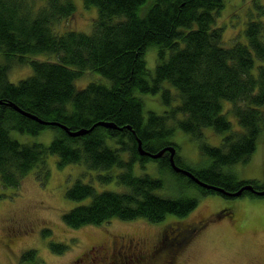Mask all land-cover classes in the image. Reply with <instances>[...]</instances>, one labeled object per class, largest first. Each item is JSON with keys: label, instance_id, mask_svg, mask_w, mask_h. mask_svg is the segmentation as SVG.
I'll use <instances>...</instances> for the list:
<instances>
[{"label": "trees", "instance_id": "obj_1", "mask_svg": "<svg viewBox=\"0 0 264 264\" xmlns=\"http://www.w3.org/2000/svg\"><path fill=\"white\" fill-rule=\"evenodd\" d=\"M82 1L87 7H97L91 32L60 28L61 21L71 18L76 10L71 0H0V52L5 54L0 63L2 185L18 190L23 177L36 166L46 179L45 157L53 154L58 167L84 163L98 172L100 182L116 179L124 186L123 190L99 191L81 179L74 181L66 188L65 197L88 200L62 213L61 221L70 228L112 218L126 221L142 217L158 222L169 213L186 216L198 205V199L191 194L158 193L166 189L167 173L203 195L228 196L175 172L167 151L155 159L141 155L137 150L139 138L143 149L150 153L173 145L176 164L205 183L229 192L246 183L263 189L264 182L239 180L233 172L223 171L225 166L247 162L264 131V66L256 64L264 60L262 20L248 19L243 28L244 40L224 46L222 28L215 22L223 0ZM150 47L156 48L154 69L146 66L144 57ZM43 53L55 57H36ZM26 63L32 74L10 82L12 65ZM87 70L99 73L110 84L90 81L76 87L77 78ZM164 82L176 89L180 101L170 108L169 115L145 110L140 98L145 93H160L165 103H171L172 92L163 87ZM227 100L241 131H233L231 120L223 113V101ZM12 104L45 121L59 122L71 131H87L70 135L60 125L41 124L21 114ZM176 113L183 117L175 118ZM169 117L175 124H166ZM100 120L114 122L117 127L99 125ZM207 126L217 133L227 132L219 145H199L209 164L199 168L183 164L177 143L169 137L175 128L196 135ZM47 127L55 129L48 146L22 143L11 134L18 130L37 135ZM147 161H156L163 175L133 172L135 163L143 166ZM114 168L120 171L114 173ZM243 193L258 196L247 190ZM50 247L60 253L68 246L52 242ZM21 255L33 262L37 258L34 249Z\"/></svg>", "mask_w": 264, "mask_h": 264}, {"label": "rangeland", "instance_id": "obj_2", "mask_svg": "<svg viewBox=\"0 0 264 264\" xmlns=\"http://www.w3.org/2000/svg\"><path fill=\"white\" fill-rule=\"evenodd\" d=\"M71 1L76 7L74 15L61 21L60 28L91 32L97 7H87L83 5L82 0ZM262 7L264 8V0H223V6L215 17L216 26L222 28L223 45L230 46L236 41L244 40L243 28L248 19H259L264 23ZM36 57L44 60L54 59L55 56L43 53ZM144 57L146 66L154 69L156 48L150 47ZM4 59L5 54L1 51L0 63ZM256 62L257 65L264 66V60ZM31 74L32 70L28 63L13 64L8 72V78L13 83ZM90 81L110 84V80H106L99 73L87 70L77 78L75 85L78 88L84 87ZM163 87L171 89L173 98L171 103H165L160 98V93H145L140 95L144 100L145 110H155L162 115H169L170 108L180 101L176 89L168 82H164ZM223 107V113L231 120L232 130L241 131L242 128L238 125L228 100L223 101ZM262 108L264 110V106ZM182 117L181 113L175 114V118ZM166 124L173 125L175 120L169 117L166 119ZM11 134L22 143L39 142L43 146H48L54 138L55 129L47 127L37 135L24 134L18 130L12 131ZM225 134L227 132L217 133L209 126L201 128L196 135L175 128L169 139L177 143V152L183 164L199 168L209 164L207 157L199 151V145L201 143L219 145ZM255 148L247 162L225 166L223 171L233 172L239 180H255L258 184H262L264 131L259 135ZM123 156L126 154H122ZM45 158L44 165L48 173L46 179L42 178L43 173L39 166H36L23 177L18 190L4 187L0 181V192L3 193L0 199V264H94L89 261L87 255L82 256L79 262L76 259L85 254L90 245L108 243L112 237L118 240L121 236L136 241L142 240L144 244L164 245L169 256L177 252L173 264H264V196H250L248 193L232 197L222 193L203 195L194 186L187 188L177 177L167 173L164 174L166 189L163 192L158 190V193L166 196L191 194L198 199V205L186 216L178 217L169 213L158 222H151L142 217L126 221L112 218L100 224L70 228L61 221L62 213L88 200L76 201L65 197L66 188L74 181L81 179L93 184L99 191L123 190L124 186L119 185L116 179L111 182H100L96 176L98 172L90 170L84 163H70L58 167L57 157L53 154H48ZM118 171H120L118 168L113 170L114 173ZM133 172L136 174L147 172L153 176L163 175L156 161H147L143 166L135 163ZM220 211L221 214L218 215ZM190 226L194 229L186 239H181L179 244L175 242L167 246V241L174 237L178 242L180 241L176 237L180 228ZM43 230L51 233L46 235ZM52 242L66 244L68 247L59 253L51 249ZM31 249L35 250L37 257L35 262L22 259L21 254ZM117 249H119L118 244L114 250ZM160 252H157V255L149 259L146 264H165L169 258L168 254ZM140 255L143 254H139L137 258ZM113 261L108 264H115ZM96 264H105V262L98 259ZM132 264L144 263L140 260Z\"/></svg>", "mask_w": 264, "mask_h": 264}, {"label": "flooded vegetation", "instance_id": "obj_3", "mask_svg": "<svg viewBox=\"0 0 264 264\" xmlns=\"http://www.w3.org/2000/svg\"><path fill=\"white\" fill-rule=\"evenodd\" d=\"M213 214L216 215L215 213ZM219 214H221V211L220 213H218V215ZM193 229V226L180 228L178 233L176 234V237H178L180 241L178 242L174 237L172 240L167 241V246L175 244V242H177V244L181 243V241L186 239V236L189 235L191 231H193ZM117 244L119 246V249H117L116 251L114 250V248L117 246ZM163 246H158L157 243L144 244L142 240L136 241L130 237L125 238L124 236H121L120 238H118V240L117 238L114 239L112 237L108 243H97L95 245H90V248L86 251V253L80 255L76 259V261L79 262L82 256L85 257V255H87L89 261L94 264H96V261L98 259H100L101 262H105V264H108L109 262L111 263V261L113 260L115 264H132L134 262H139L140 260H143V263L146 264L149 262V259H153L157 255V252L161 251L162 253L168 254V251ZM176 253L174 252L173 254H171V256H169L168 254L169 258L165 264H173L175 261L174 257ZM139 254L143 255H140L139 258H137ZM135 259L137 261H134Z\"/></svg>", "mask_w": 264, "mask_h": 264}, {"label": "water", "instance_id": "obj_4", "mask_svg": "<svg viewBox=\"0 0 264 264\" xmlns=\"http://www.w3.org/2000/svg\"><path fill=\"white\" fill-rule=\"evenodd\" d=\"M0 103H1V101H0ZM12 106L17 111H19L21 114L29 116V117L33 118L34 120H37L41 124H45V125H47V124L60 125L70 135L76 136V135H79V134H83V133H85L87 131L86 128H80L77 131H71V130H69V128H67L65 125L60 124L59 122H53V121H48V120L45 121L42 118H40L39 116H37V115H33V114H31V113H29L27 111H23L16 104H12ZM97 123L99 125L102 124V125H105L106 127H110V128L111 127H114V128L117 127V125L114 122H107V121L100 120V122H97ZM137 143H138V146H137L138 153H140L141 155L146 154V155L150 156L153 159L160 158L162 155H164L166 153V151L169 152V158H168L169 159V163H170L172 169L175 172L178 171V172L184 173L186 176H189L195 183L200 184L201 186H203V187H205L207 189L211 188V189H214L215 191H218V192H224L228 196H231V197L232 196H240V195H242L244 190H247V191H250L252 193H255L258 196H264V188L263 189H256V188H254V186L251 183L243 184L242 187H240L239 189L233 190L232 192H229V191L224 190L222 187L220 188V187L215 186L213 184H208V183H205V182L201 181L189 169L183 168V167L179 166L178 164H176V162L174 160V156H175L176 152H175V148H174L173 145H165L164 147H162L159 150H157L155 153H150L147 150L143 149L141 140L139 138H137Z\"/></svg>", "mask_w": 264, "mask_h": 264}]
</instances>
